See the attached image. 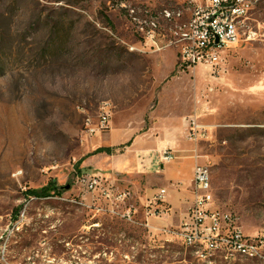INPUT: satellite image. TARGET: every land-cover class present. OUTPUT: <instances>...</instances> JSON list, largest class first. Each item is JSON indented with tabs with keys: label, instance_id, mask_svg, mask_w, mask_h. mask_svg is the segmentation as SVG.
Instances as JSON below:
<instances>
[{
	"label": "rangeland",
	"instance_id": "374dc122",
	"mask_svg": "<svg viewBox=\"0 0 264 264\" xmlns=\"http://www.w3.org/2000/svg\"><path fill=\"white\" fill-rule=\"evenodd\" d=\"M201 1L0 0V264H264L192 254L177 232L186 208L157 198L158 187L174 198L182 184L158 183L161 163L199 154L211 163L216 207L264 254V35L232 46L213 69L180 72L176 51L146 44L128 14H160L163 45L174 24L161 11L182 12V22ZM253 17L263 32L264 2ZM105 109L113 129L92 132ZM193 117L205 126L198 142L187 139ZM109 146L110 159L94 154ZM166 148L176 155L169 163ZM134 149L152 173H137L139 162L109 167ZM102 171L111 175L103 186L129 198L107 201L77 181ZM46 185L50 196L28 194ZM148 205L166 212L147 215Z\"/></svg>",
	"mask_w": 264,
	"mask_h": 264
},
{
	"label": "built area",
	"instance_id": "2783aa9c",
	"mask_svg": "<svg viewBox=\"0 0 264 264\" xmlns=\"http://www.w3.org/2000/svg\"><path fill=\"white\" fill-rule=\"evenodd\" d=\"M264 0H202L191 10L189 18L180 22L182 12L170 9L161 11L163 19L173 23L169 28L166 41L159 43L163 30L160 14L142 18L135 7L128 8V14L136 32L145 40L152 42L156 50L163 48L177 49L180 72L194 71L197 65H205L211 69L217 67L223 60L224 52L232 46L250 43L258 39L261 32L253 17L258 6ZM187 139L198 142L205 135V126L191 118ZM111 127L110 111L105 109L100 114L99 123L91 128L92 132H103ZM198 160L199 154H194ZM176 158L174 151L166 148L161 160L172 162ZM77 181L88 190L101 189L107 201L118 202L129 198V190L118 191L114 186L104 187V177L93 174H81ZM194 200L183 221L178 236L186 247L194 248V254L199 258H208L216 252L238 254L241 257L260 259L264 257L262 244L244 233L238 217L232 212L223 211L215 205V195L212 185V170L210 162H197L194 170ZM167 189L162 188L157 198L164 201ZM163 210V209H162ZM111 213L118 210L110 206ZM133 210L123 213V217L133 219ZM166 212L153 209L148 205L147 215L159 216ZM165 232H176L164 228ZM228 257V255H226Z\"/></svg>",
	"mask_w": 264,
	"mask_h": 264
},
{
	"label": "crops",
	"instance_id": "0c3cea01",
	"mask_svg": "<svg viewBox=\"0 0 264 264\" xmlns=\"http://www.w3.org/2000/svg\"><path fill=\"white\" fill-rule=\"evenodd\" d=\"M172 49L176 51V55H177V49L175 48H172ZM112 129H113V119H111V127L108 130H112ZM112 134H113L112 136L113 138H116L118 135L117 132H113ZM170 143L174 145L173 141H170ZM184 145L185 144H181L180 146L184 147ZM135 150L137 149H134L130 152L125 153L124 158H122L120 161L116 162L115 164L109 163V167L111 166L113 168L118 169L119 171H123L124 169L131 167L139 162L140 164L139 169L141 172H137V173H148V175L152 173L149 171V168L153 165L152 160L148 158H146L145 160H141V159L138 160L137 159L138 155L135 154V152H133ZM99 154L102 155V160H108L111 158V156H113L112 153L109 154L107 152H100ZM197 162L198 160L195 159L194 155H186V156H180V157L178 156L177 159L171 164L161 163L162 165L161 169L156 170L155 172L158 183L160 182L161 180L160 178L162 177L163 178L165 177L164 179L166 182L163 184L176 185V184L182 183L179 185L180 189L178 187H175V189H173L174 193L176 194L175 197L170 198L169 194L167 193V196L164 201H166L168 205H174L173 207L180 206V207L186 208L187 210L186 213H188L193 203V200H194L193 177H194V170H195V166ZM91 174L95 175L94 172ZM101 175L102 177H105V178L107 177V179H110V176H111L110 174L108 176V174L104 173L103 171ZM191 186H192V189L189 190V187ZM162 188L167 189V187H158L157 191H160ZM169 210H172V208L170 207Z\"/></svg>",
	"mask_w": 264,
	"mask_h": 264
},
{
	"label": "trees",
	"instance_id": "16d2710c",
	"mask_svg": "<svg viewBox=\"0 0 264 264\" xmlns=\"http://www.w3.org/2000/svg\"><path fill=\"white\" fill-rule=\"evenodd\" d=\"M100 152H107V153L111 154L112 153V148L111 147H100V148L95 150L94 154L95 153H100ZM53 187H54V189H55V191L57 193H60V191H58V188H57L56 185H54ZM51 192H52V189L50 188L49 185L43 186L41 192H39L38 189H30V190H28V194L29 195H34V196H50ZM188 248L190 249V252L192 254H194V248H191V247H188Z\"/></svg>",
	"mask_w": 264,
	"mask_h": 264
}]
</instances>
